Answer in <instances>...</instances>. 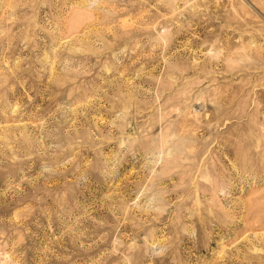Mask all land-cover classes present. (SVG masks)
Here are the masks:
<instances>
[{
	"label": "rangeland",
	"instance_id": "obj_1",
	"mask_svg": "<svg viewBox=\"0 0 264 264\" xmlns=\"http://www.w3.org/2000/svg\"><path fill=\"white\" fill-rule=\"evenodd\" d=\"M0 264H264V0H0Z\"/></svg>",
	"mask_w": 264,
	"mask_h": 264
}]
</instances>
